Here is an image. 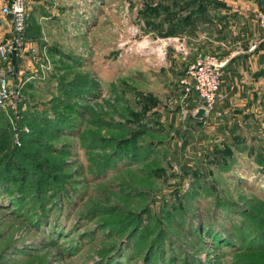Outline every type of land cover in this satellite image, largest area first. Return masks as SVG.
Here are the masks:
<instances>
[{"label": "rangeland", "instance_id": "obj_1", "mask_svg": "<svg viewBox=\"0 0 264 264\" xmlns=\"http://www.w3.org/2000/svg\"><path fill=\"white\" fill-rule=\"evenodd\" d=\"M163 1L165 0L29 1L27 15L33 13L36 16L45 45L41 51L37 47L32 55L27 56L26 59L31 62L29 68L25 69L20 61L18 69L21 82H25L23 77L33 80L31 76L39 72V69L45 79L54 74L57 80L72 78L76 73L88 71L101 88L97 102L94 103L101 104L102 100H106L111 105L104 107L105 111L108 110V117L124 122V118L116 112L125 114L129 109H133V106L142 109L145 104L140 103L154 99V104L145 111V116L159 119L164 126L170 123L172 127H168L170 134L166 136L163 130H156V137L163 139L166 150H162L149 162L143 163L151 167V175H147L148 171L142 163L133 164L122 160L115 161V166H111L104 175L96 176V164L103 150H87L83 145L79 131L83 132L90 126L96 127L86 121V116L78 120L76 133L55 138V144L66 142L73 147H68V154L62 156L68 166L60 173L65 175V181L70 187H74L79 193L78 196H73L74 204L69 213V217L74 219L78 226L72 233L71 230L67 231L68 237L50 242L42 238L38 228L29 223L28 219L21 220L0 206V264L100 262L109 243L117 239L108 240L103 236V231L97 229L103 218L117 215L96 214L88 220L77 218L80 213H85L83 217L89 215L88 211L91 213L90 208L93 206L117 205L138 212L151 201H156L157 205L159 201H182L184 209L191 214L195 222L204 223V220L207 221V218L212 216L215 217L214 220L222 221L223 215L219 214L220 207L214 195L202 194L193 200H183L184 194L191 188V176L184 175L182 168H194L203 163L210 147L222 136L215 132L213 112L208 114L201 124L187 120L198 104L184 94L179 84L180 76L188 64L197 54L210 52L208 47L211 45L207 41L201 42L199 48L205 50L186 53L183 45L185 47L194 41L196 43V39L162 37L160 33L166 29L164 22L148 21L140 15V10L144 9L146 2L153 4ZM182 1V4L186 3V0ZM4 2L5 0L2 1ZM195 7L192 10H195ZM182 12L185 13L186 10ZM158 19L163 20L164 17L160 16ZM9 28L11 25L8 18L0 14V42L8 39ZM227 33L223 30L220 34L224 37ZM3 72L4 66L0 61V75ZM54 88H47L46 85L35 82L28 88L27 96L21 93L23 102L26 99L32 100L31 96L39 100L49 99L56 93ZM129 121L132 122L131 118ZM135 121L134 126L143 121L141 114ZM181 124L188 130V142L183 144L184 138L177 134L171 138V143L165 142L174 131L173 128ZM24 128L27 130L28 126ZM102 134L105 138H121L126 132L121 129H104ZM151 135L149 132L144 140H148ZM110 149V145L104 148L106 151ZM240 157L241 163L229 172H211L206 165L202 171L207 173L209 180L214 179L212 182L217 186L216 192L244 206L253 198L264 197V167L244 154ZM137 191L148 193V198L137 196ZM71 219L66 222L67 229L71 227ZM214 220L211 223H214ZM160 221L165 224L162 219ZM87 231H90L88 234L91 235L80 238ZM175 233L178 239L191 240L182 232ZM204 237L209 239L206 235ZM75 241L78 242L77 249L72 246ZM194 248V252L198 251V254L205 251L203 255L208 261L216 259L217 264H235L233 254L229 250L220 253L208 245H199V242Z\"/></svg>", "mask_w": 264, "mask_h": 264}, {"label": "trees", "instance_id": "obj_2", "mask_svg": "<svg viewBox=\"0 0 264 264\" xmlns=\"http://www.w3.org/2000/svg\"><path fill=\"white\" fill-rule=\"evenodd\" d=\"M165 1L153 4L146 2L144 9L140 10V15L148 21L164 22L166 29L160 33L162 37L196 34L199 23L209 16V8L217 4L215 0H186L185 4H182V0ZM194 7L195 10H192ZM183 10L186 12H182ZM160 16L164 19H158ZM13 34L11 30L8 36L13 37ZM42 38V29L36 16L29 13L25 19L23 41L35 42L41 51L45 45ZM8 56L13 67L18 69L20 56L13 52ZM41 72L39 69V72L32 75L33 80L23 77L25 82L21 93L27 96L28 88L37 82L47 88L55 87V94L46 100L35 99L30 95L32 100L26 99L25 104L22 99L16 129L5 111L0 109V206L21 220L28 219L29 223L38 228L42 238L54 242L56 239L68 237L67 231L71 230L72 233L78 226L69 217V213L74 204L73 196L76 197L79 193L74 187H70L65 181V175L60 173L68 166L62 156L68 154V147H73L66 142L55 144L53 140L76 133L78 120L86 116V121L97 128L90 126L83 132L79 131L80 138L87 150H103L99 155L95 174L102 176L111 166H115V161L127 160L143 165L162 150H166V143L156 137V130H163L166 136L170 134L168 127H172V124L164 126L159 119L145 116V111L154 104V99L140 103L145 104L142 109L133 106L125 114L116 112L124 118V122L111 119L108 117V110L105 111L104 108L111 106L108 101L94 103L97 102L101 88L88 71L76 73L72 78L64 80L55 79L54 74L45 79ZM188 97L199 103L195 91H191ZM140 114L143 121L134 126ZM130 118L132 122L129 121ZM205 119L196 118L192 113L187 118L196 124H201ZM24 126H28L27 130ZM104 129H121L126 134L121 138H105L102 134ZM173 129L174 134L171 133L165 142L171 143V138L177 134L184 138L183 144H186L189 138L184 125ZM149 132L152 135L145 141L144 137ZM215 132L219 130L215 128ZM219 136L221 138L210 147L203 163L194 168H182L184 175L191 176V188L184 194L183 200H193L202 194L214 195L220 207L219 214L223 215L222 221L214 220L215 217L212 216L207 221L204 220V223H197L184 209L182 201H159L158 205L156 201H151L138 212L117 205L93 206L90 208L91 213L88 211L89 215L83 217L85 213H80L77 218L88 220L96 214L118 216L106 217L100 222L97 231H103V236L108 240H117L109 243L106 252L101 256L102 260L96 261V264H217L216 259L208 261L204 257L205 251L202 254L194 252V245L198 242L199 245H208L220 253L229 250L235 264H264V197L253 198L244 206L240 205L238 201L222 197L216 192L217 186L212 182L214 179L209 180L207 173L202 171L204 165L211 172L234 170L241 163L240 155L243 154L264 167V145L256 144L254 135H249L237 123ZM109 145L111 149L104 150ZM143 166L148 171L147 175H151V167ZM136 194L148 198V193L137 191ZM69 219L72 223L67 229L66 222ZM213 220L215 222L211 223ZM175 231L184 233L191 240L178 239ZM88 233L90 231L84 232L80 238L91 235ZM204 235L209 239H205ZM77 243L74 242L73 249L78 248Z\"/></svg>", "mask_w": 264, "mask_h": 264}, {"label": "crops", "instance_id": "obj_3", "mask_svg": "<svg viewBox=\"0 0 264 264\" xmlns=\"http://www.w3.org/2000/svg\"><path fill=\"white\" fill-rule=\"evenodd\" d=\"M215 2L217 4L209 8V16L197 26L196 34L172 38L196 39V43L183 45L186 53L205 50L199 48V44L207 41L211 45L209 53L227 60L213 112V124L221 134L237 123L249 135H254L256 144L264 145V34L255 20L256 13L264 9V0ZM223 30L228 32L224 37L220 34ZM36 48L35 42H24L20 61L25 69L31 65L27 56L32 55Z\"/></svg>", "mask_w": 264, "mask_h": 264}, {"label": "built area", "instance_id": "obj_4", "mask_svg": "<svg viewBox=\"0 0 264 264\" xmlns=\"http://www.w3.org/2000/svg\"><path fill=\"white\" fill-rule=\"evenodd\" d=\"M29 1L5 0L0 6V14L8 18L11 30L14 32L13 37L0 43V61L4 65V72L0 75V109L8 115L14 129L17 128L20 119L23 82L19 78L20 70L15 69L10 63L8 54L13 52L18 55L23 50V31ZM9 15H12V20L9 19ZM255 20L259 30L264 34V9L256 13ZM226 61L213 53H199L188 64L179 80L184 94L188 95L191 91L196 92L199 103L194 112L202 107L205 111L204 118L214 112L219 99L218 91ZM16 143L19 144V141L16 140Z\"/></svg>", "mask_w": 264, "mask_h": 264}, {"label": "water", "instance_id": "obj_5", "mask_svg": "<svg viewBox=\"0 0 264 264\" xmlns=\"http://www.w3.org/2000/svg\"><path fill=\"white\" fill-rule=\"evenodd\" d=\"M9 19L12 20V15H9ZM196 118L203 119L205 117V111L202 107L198 108V110L194 113Z\"/></svg>", "mask_w": 264, "mask_h": 264}]
</instances>
